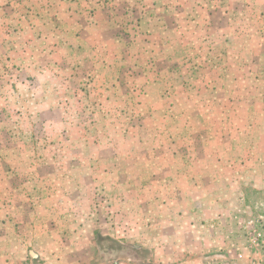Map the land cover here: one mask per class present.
Listing matches in <instances>:
<instances>
[{
    "label": "rangeland",
    "instance_id": "374dc122",
    "mask_svg": "<svg viewBox=\"0 0 264 264\" xmlns=\"http://www.w3.org/2000/svg\"><path fill=\"white\" fill-rule=\"evenodd\" d=\"M61 261L264 264V0H0V264Z\"/></svg>",
    "mask_w": 264,
    "mask_h": 264
},
{
    "label": "crops",
    "instance_id": "0c3cea01",
    "mask_svg": "<svg viewBox=\"0 0 264 264\" xmlns=\"http://www.w3.org/2000/svg\"><path fill=\"white\" fill-rule=\"evenodd\" d=\"M50 245H51V247L56 246L53 242H51ZM56 248H57V247H54V248H52V249H50V250H53V251H54ZM47 257H48V256H47ZM44 259H45L46 261H48L49 258H45V257H44ZM46 264H51V263H50V262H46ZM59 264H68V263H65L64 261H63V262L61 261Z\"/></svg>",
    "mask_w": 264,
    "mask_h": 264
}]
</instances>
